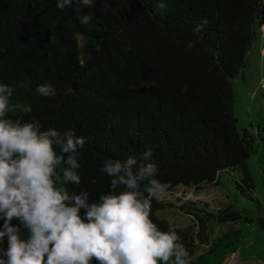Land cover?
I'll return each instance as SVG.
<instances>
[{"label":"trees","instance_id":"trees-1","mask_svg":"<svg viewBox=\"0 0 264 264\" xmlns=\"http://www.w3.org/2000/svg\"><path fill=\"white\" fill-rule=\"evenodd\" d=\"M85 15L90 21L81 24ZM256 27L264 37V0H93L91 7L74 0L63 10L57 0H0V84L14 90L6 118L37 119L42 130L72 129L85 138L81 182L66 187L70 195L87 191L90 203L110 190L112 177L100 171L105 160L139 161L148 148L146 163L157 165L165 192L202 190L239 168L238 188L249 194L255 140L238 132L233 80L246 66ZM44 84L56 95L39 94ZM164 207L153 198L150 218L178 233L190 264L197 243L207 245L211 222L242 218L233 206L216 213L185 206L197 224L180 230L158 217Z\"/></svg>","mask_w":264,"mask_h":264},{"label":"clouds","instance_id":"clouds-1","mask_svg":"<svg viewBox=\"0 0 264 264\" xmlns=\"http://www.w3.org/2000/svg\"><path fill=\"white\" fill-rule=\"evenodd\" d=\"M73 2L57 0V7L63 10ZM78 3L91 7L93 0ZM89 21L88 15L80 19L81 24ZM13 91L0 84V244L7 239L0 264H190L178 233L161 231L150 218L151 200L168 187L156 178L157 165L146 163L151 148L139 161L105 160L100 171L112 177L110 190L97 202H89L87 191L70 195L66 185L81 182L78 157L85 138L72 129L42 130L37 119L22 123L6 118ZM36 91L56 95L51 84ZM121 187L125 190L117 193ZM21 226L28 232L26 239Z\"/></svg>","mask_w":264,"mask_h":264},{"label":"rangeland","instance_id":"rangeland-1","mask_svg":"<svg viewBox=\"0 0 264 264\" xmlns=\"http://www.w3.org/2000/svg\"><path fill=\"white\" fill-rule=\"evenodd\" d=\"M254 32L246 66L233 80L238 132L248 130L255 140V153L247 161L254 189L241 193L238 185L242 186L243 176L236 168L220 172L216 182L202 190L179 186L157 197L165 204L158 217L180 230L197 224L195 217L180 209L185 206L215 213L233 206L240 212L242 218L236 223L211 222L207 245L197 243L195 264H264V228L259 222L264 219V37L258 27Z\"/></svg>","mask_w":264,"mask_h":264}]
</instances>
